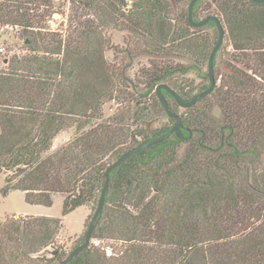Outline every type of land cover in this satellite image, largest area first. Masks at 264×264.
Masks as SVG:
<instances>
[{"label":"trees","instance_id":"1","mask_svg":"<svg viewBox=\"0 0 264 264\" xmlns=\"http://www.w3.org/2000/svg\"><path fill=\"white\" fill-rule=\"evenodd\" d=\"M54 1L0 0V25L18 26L26 50L0 57L2 192L19 190L25 202L47 207L59 193L62 215L88 206L91 218L107 166L173 124L156 86L185 101L209 86L217 29L213 21L191 25V0H132L127 12L125 0H67L63 36L48 27ZM215 14L227 43L214 54L213 68L219 61L225 70L217 68L213 91L182 108L162 89L184 138L171 134L110 172L91 242L67 264H264V2L193 5V21ZM108 28L130 34L127 57L148 56L134 78L106 58ZM190 72L199 81L181 83ZM110 101L117 106L105 117ZM69 126L75 135L52 149ZM61 228L58 217H6L0 264H61ZM103 239L122 247L107 255L92 242Z\"/></svg>","mask_w":264,"mask_h":264},{"label":"rangeland","instance_id":"2","mask_svg":"<svg viewBox=\"0 0 264 264\" xmlns=\"http://www.w3.org/2000/svg\"><path fill=\"white\" fill-rule=\"evenodd\" d=\"M124 5V11L127 12L130 5L127 0ZM55 10L50 17H48V27L52 30L61 31L64 36L65 29L67 28V13L69 9V4L67 0H55L52 7ZM220 16V15H219ZM221 18V16H220ZM222 20V18H221ZM211 31V30H209ZM19 27L10 26V25H0V47L3 48L0 51V57H10L13 54H22L26 50L22 43V40L19 38ZM104 36L108 39L106 44L105 56L110 61H115L118 65L124 67V72L130 78H134V75L137 73L138 67L140 64L147 65L149 58L146 55H137L132 58L126 56L125 50L131 45L127 44L130 41V34L124 30H117L108 28L104 31ZM227 41L223 39L222 44L226 45ZM230 47H227L226 51H229ZM224 55V51L221 52ZM218 55L217 59L220 56ZM220 60V59H219ZM179 61L184 64H188L187 59H180ZM205 65V63H204ZM5 67V63L0 61V69ZM225 70L223 64H220L219 61L217 65L213 68L214 76H216L217 68ZM206 68L204 67V70ZM193 80L198 82L199 79L196 77L194 72L186 74V79L181 80V83L186 82L187 80ZM117 106L116 102L110 101L104 106V116L111 115ZM158 121L155 120V123L151 128L158 125ZM87 130V129H85ZM75 135L74 126H69L64 130L60 131L55 137L52 145V149L64 144L69 141ZM183 146L179 149V154H182ZM5 184V173L0 170V222L4 221L6 217L10 216H53L62 219V228L60 229L54 247H58L69 253V251L74 247L75 241L79 238L80 235L86 231L88 223L91 218V209L88 206L77 207L73 211L69 212L66 215H62L61 205L63 196L59 193L54 194L53 203L51 206H43L39 204H29L25 202L24 195L22 191L19 190H10L7 194L2 192V188ZM91 242V240H90ZM94 244V243H93ZM102 245L105 249H110L113 253V248L116 247L117 250H120L122 245L121 242L109 241L107 239L99 240L98 244ZM106 253V250H105ZM107 254V253H106ZM108 255V254H107Z\"/></svg>","mask_w":264,"mask_h":264},{"label":"water","instance_id":"3","mask_svg":"<svg viewBox=\"0 0 264 264\" xmlns=\"http://www.w3.org/2000/svg\"><path fill=\"white\" fill-rule=\"evenodd\" d=\"M196 1H198V0H191L188 4V9H187L188 21L194 27H200V26L205 25L209 21H213L215 23L216 29H217V40H216V43H215V45H214V47H213V49L209 55L208 64H207L208 77H209V82H210L209 86L206 89L196 93L188 101L183 100L174 89H172L170 86H168L166 84H159L156 86L155 92L157 94V97H158L159 101L161 102V104L163 105L165 113L167 114V116L169 118L173 119V124L168 129V131L165 132L164 134H162L158 137L152 138L148 141L139 143V144H137L131 148L126 149L117 159L113 160L107 166V168L104 171V185H103V188H102L101 193H100L98 206H97L96 210L94 211V213H93V215H92V217L88 223L87 229H86L85 234H84V241L82 243H80L79 245L73 247L69 251V253L66 255V257L62 260L61 264H67L76 254H78L80 251H82L84 248H86L89 245L92 232H93L95 225H96L97 217L100 214L102 207H103V204H104L105 192H106L107 187H108L110 172L113 171L115 168H117L127 158H129L131 155H133L137 151L145 149L151 145L157 144V143L161 142L162 140L166 139L171 134H175L180 138H184V136L181 133V116L178 113L171 110L164 94L162 93V89H164L168 93H170V95L173 96L175 101L182 108L191 107L197 101H199L202 97L209 95L213 91L214 86L216 84V79H215V76L213 73L214 54L217 51V49L219 48V46L221 45V43L223 42L224 35H225V28H224V25L222 23L221 18L216 14L206 16L199 21H193L192 9H193V5ZM251 1L257 2V3L264 2V0H251ZM154 123H155V120L151 121L148 124V129H151V126ZM46 252L49 254H52V255L56 253L55 250H50V249H47Z\"/></svg>","mask_w":264,"mask_h":264},{"label":"built area","instance_id":"4","mask_svg":"<svg viewBox=\"0 0 264 264\" xmlns=\"http://www.w3.org/2000/svg\"><path fill=\"white\" fill-rule=\"evenodd\" d=\"M127 1H128L129 3L132 2V0H127ZM2 50H3V48L0 47V51H2ZM98 241H99V240H92V242H93L94 244H98ZM106 253H107L108 255H111V254H112L110 249H106Z\"/></svg>","mask_w":264,"mask_h":264}]
</instances>
